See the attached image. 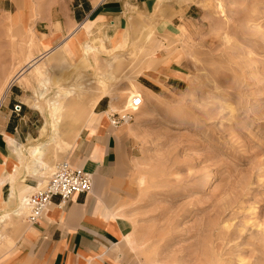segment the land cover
Wrapping results in <instances>:
<instances>
[{
	"label": "rangeland",
	"instance_id": "374dc122",
	"mask_svg": "<svg viewBox=\"0 0 264 264\" xmlns=\"http://www.w3.org/2000/svg\"><path fill=\"white\" fill-rule=\"evenodd\" d=\"M178 1L190 9L172 35L160 32L143 41L155 25L176 15L172 3L171 17V6L160 2L150 14H135L137 32L133 26L128 28L127 42L116 49L105 44L107 49L94 53L96 59L117 61H137L150 54L146 66L136 73L124 77L128 69L115 70L117 82L112 79L107 83L110 112L131 113L128 110L133 99H143V105L132 114V122L126 125L133 130L134 154L126 161L125 171L113 173L109 181L113 202L126 201L121 217L134 242L133 249L117 252L121 255L119 262L264 264V0ZM73 3L26 0V8L20 9L15 0H0V100L7 83L25 71L17 84L25 88L23 102L35 99V108L28 107L39 117L37 137L50 121L49 111L53 119V127L48 126L40 142L49 140L54 131L58 140L74 141L87 126L84 111L74 108L85 102L78 94L64 102V112L60 109L55 118L52 116L50 102L66 88L58 79L70 76L71 83L80 74L77 78L81 76L83 84L100 87V71L94 70L93 55L85 58L65 50V59L72 66L69 70L47 71L57 84H52L43 97L40 95L46 115L36 108L38 87L42 90L38 79L45 71H28L27 58L35 61L43 53L38 43L44 37L41 33L52 36V16ZM130 13L125 14L124 29ZM16 26L22 36L13 38L10 32H15ZM91 40L97 46L101 44L97 36ZM152 62V72L140 76ZM163 62L165 66L160 67ZM85 65L88 68L83 71ZM101 70L107 71L105 63ZM169 78L172 80L166 83ZM143 85L154 93L147 94ZM0 110L4 113L6 109ZM14 149L9 151L13 168L18 164ZM69 151L60 157L49 155L39 168L38 175L45 176L41 183L59 162H71ZM7 166L0 175L6 182L13 181L14 173L8 176ZM19 168L17 180H26L30 170ZM9 191L10 186L2 188L3 200ZM24 192L20 200L28 197ZM18 206L11 211L0 208V217L14 213ZM29 215L30 210L19 223L25 234L30 227ZM15 227L0 222V264H34L35 258L27 254L30 244L25 234L15 235ZM13 239L16 247L11 251L8 242Z\"/></svg>",
	"mask_w": 264,
	"mask_h": 264
},
{
	"label": "crops",
	"instance_id": "0c3cea01",
	"mask_svg": "<svg viewBox=\"0 0 264 264\" xmlns=\"http://www.w3.org/2000/svg\"><path fill=\"white\" fill-rule=\"evenodd\" d=\"M73 2L66 9L59 10L52 16L51 24L55 27L52 29V36L41 33L44 37L41 41L38 40L39 45L43 47V53L38 55L35 61H27L28 71H45L38 79L42 90L38 87L39 103L36 104L38 111L40 110L44 115H46V107L40 97H43L50 90L49 87L55 83L53 78L49 77L50 74L47 75V71H63L71 68L72 62L67 63L64 56L67 50L74 51L85 58L93 55L89 52V47L92 46L88 38L90 33H93V37L97 36L105 44L110 45L109 38L116 37L117 33H129L128 28H133L132 18L137 17L135 15L137 12L150 14L153 7L162 2L165 7L171 6V17L173 16L172 3L176 15L171 20H163L158 25V31L172 35L179 29L180 22L190 9V7L186 9L184 5H179L178 0H175V3L173 0H73ZM127 12L131 13L127 16L128 27L124 29L122 23ZM69 34L68 41H64ZM92 57L97 58V56ZM145 59L142 57L137 60L127 71L123 72V76L129 77L133 74L131 72L136 73L143 67ZM154 59L155 57L153 61ZM88 65L92 66V64ZM88 65L84 66L83 71L87 70ZM147 66L148 69L143 70L140 76L149 75L153 70L154 62ZM161 66H165L164 62ZM24 74L25 71H21L7 83L4 90L6 92L0 104V109L3 107L6 109L4 113L0 110V113L4 114L3 118L0 117V164L5 162L9 165L7 175L14 173L13 181L7 180L3 186V189L10 186L9 194L7 198H4L7 209L5 211L14 210L18 206L21 192L25 191L24 194L29 196L45 178L44 175H38V170V172H29L26 180H17L18 171L14 170L12 164L9 163L11 159L9 151L14 147L8 145L7 139H12L15 146H22L24 151L28 152L30 147L43 143L40 139L46 133L48 126L53 127V119L49 111L50 121H46L40 129V137H37L39 117L30 110V108H35V99L26 98L23 102L22 98L26 91L24 87L18 85L23 80ZM79 75H76L71 83L70 76L57 80L58 83H64L66 88L57 92L55 99L50 102L52 111L53 103L59 93L63 94L68 87L77 84L82 79L81 76L77 78ZM170 79L172 80L169 78L166 83H170ZM43 80H47L49 84L45 86ZM143 87L147 94L154 93L152 89L144 85ZM106 99H108L107 96L103 97L93 107L94 109L91 108V102H84L74 107L84 111L87 126L74 141L60 138L62 143L70 145L68 151L72 148L69 151L72 162L70 163L92 174V191L88 194L75 195L66 203H62L59 197H55L43 219L35 225L30 224L27 234L22 230L20 221L14 225L16 226L13 230L15 235L22 237L25 234L24 239L30 244L27 254L35 258L34 264H126L119 262L121 255L117 253L123 249L129 250L126 238L132 234L128 233L129 226L121 217L126 201L119 199L113 202L111 191L108 188L113 173H123L126 161L134 154V134L133 130L125 124L119 126L112 124L113 113L109 111L111 102L109 103ZM18 103L22 104V108L19 113H15ZM60 109L64 112V107L61 106ZM57 115L54 111L52 112L54 118ZM55 132L57 133L54 131V134ZM31 140L36 143L29 145ZM23 168L22 166L19 170ZM13 240L15 244L10 249L11 251L16 247V240Z\"/></svg>",
	"mask_w": 264,
	"mask_h": 264
},
{
	"label": "bare ground",
	"instance_id": "6f19581e",
	"mask_svg": "<svg viewBox=\"0 0 264 264\" xmlns=\"http://www.w3.org/2000/svg\"><path fill=\"white\" fill-rule=\"evenodd\" d=\"M15 2L18 4L20 9L26 8V0H15ZM27 19H28V17H27ZM136 20H137V17L132 18L133 23L136 22ZM134 26L136 27L135 23H134L133 27ZM135 27H134V31L137 32ZM31 29H33V28H31ZM10 33H11V36L13 38H16L18 36H22L21 29L17 26L15 28V32L11 31ZM92 34L93 33H90L88 35L89 40L92 42V46L89 47V52H91L93 54V56H97V54H94L95 52H99V51H101V49H107V47H106L103 40L99 41V42H101V44L99 46H97L95 41L91 40ZM154 34H160V32L158 31V25H155L154 29H152L151 31H148V35H146L143 38V41L150 39ZM128 37H129V33L119 34L114 39L109 41L111 48L116 49L117 47H119L124 42H127ZM30 59H31L30 56H28V58H27L28 62H30ZM149 59H150V54H148L146 56V59L143 62V66H146ZM135 61L131 60V59H129L128 61H117L114 59H111V60L97 59L95 61L96 65L94 66V70L100 71L98 78H97L100 87L99 88H91V83H88L87 85H85L82 83V79L79 80V82H77V84L71 85L70 87H68L66 89V91L63 94H61V95L59 94L57 96L56 101H54V103H53L54 114L57 115L59 110H60V107L64 104V102L71 100L75 94L81 95V98L84 99L85 102L90 101L91 102V108H93L103 97L111 95V92L109 91L107 83L109 81H111L112 79H114L113 80L114 82H117V78H118L117 76L118 75H117V73H115V70H117V71L126 70V69L130 68V66L133 63H135ZM103 63H105L106 67H107V71H104V72H102V70H101ZM43 84L45 86H47L49 84V82L47 80H43ZM3 95H4V93H3ZM134 99H133V101H134ZM133 101H132V104H133ZM128 112L136 114L137 109L133 110V105H132V108L130 110H128ZM111 113L114 114V113H118V112H111ZM129 123H130V121L125 122V125H129ZM57 137H58V133L55 132V134L50 138V140L43 142V143H40V144H36V145L30 147V149H29L30 151L28 152L29 156H27L25 154L24 149H22V146H20V147L17 145L15 146L13 140L8 138L7 143H8V145H11L12 147L15 148L12 152H13V154L16 155V159L18 162L17 166H14V169L16 170L17 167L23 166L24 168L29 169L30 170L29 172H31V173L38 172L39 168L46 163V160L50 154H52L54 158L60 157L64 152L68 151V149L70 148V145L66 144V143H62V141L60 139L58 140ZM5 166H7L5 163L0 164V170L4 169ZM14 172H16V171H14ZM5 183H6L5 177L1 174L0 175V208H3V207L5 208V205H6L5 200L2 199V188H3ZM32 194H30L27 198L23 197L20 200V204L18 206V209L15 210L14 213H12V214L6 213L3 216H1L0 222L1 223L4 222L7 225L14 226L16 224V222L20 221L26 215V213H28L30 210L29 206H28V200ZM13 195L14 194L12 193V198H13ZM27 210H28V212H27ZM46 211L47 210H45V212H44V216H45ZM2 238H3V233H2V229L0 228V240H2ZM126 241H127L128 248L133 249L134 248V246H133L134 242L130 238V235L126 238ZM8 243H10L9 246L7 245L9 249L14 247L15 243L13 242V240H11Z\"/></svg>",
	"mask_w": 264,
	"mask_h": 264
},
{
	"label": "built area",
	"instance_id": "2783aa9c",
	"mask_svg": "<svg viewBox=\"0 0 264 264\" xmlns=\"http://www.w3.org/2000/svg\"><path fill=\"white\" fill-rule=\"evenodd\" d=\"M142 104L143 99L136 97L133 101V110L138 109ZM21 108L22 104H19L16 106L15 111L19 113ZM132 114L133 113L120 115L114 113L111 116V122L114 126L125 124L127 121L132 122ZM92 186V174L85 172L79 167L73 166L68 160L59 162L53 174L36 187V191L28 200L30 209L28 219L30 224L35 225L43 219L45 210L51 205L55 197H59L62 203H66L75 195L90 193L92 191Z\"/></svg>",
	"mask_w": 264,
	"mask_h": 264
}]
</instances>
